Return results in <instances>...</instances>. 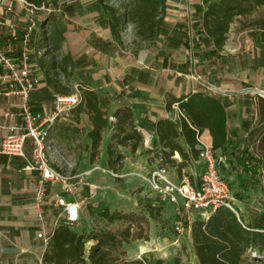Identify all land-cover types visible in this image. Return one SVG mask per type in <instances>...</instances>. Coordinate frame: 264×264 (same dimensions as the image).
Instances as JSON below:
<instances>
[{
	"label": "crops",
	"instance_id": "0c3cea01",
	"mask_svg": "<svg viewBox=\"0 0 264 264\" xmlns=\"http://www.w3.org/2000/svg\"><path fill=\"white\" fill-rule=\"evenodd\" d=\"M28 1L36 5L45 2L51 9L50 13L38 12L36 28L29 37L30 73L39 80L29 93L31 112L39 117L53 114L54 96L63 89L79 96L81 91L94 92L107 119L100 141L102 157L124 114L129 118L121 127L127 132L128 125L140 137L134 152L130 151V144L124 147L129 154L140 155L129 163L133 175H140L145 168L148 173V156L161 149L155 133L156 123L159 120L176 122L182 116L178 102L168 108L171 100L186 101L194 93L218 99L226 113L227 139L234 144L247 138L250 129L258 123L259 109L264 107L260 102L264 100V38L240 36L230 40L226 34L223 46L217 49L198 24L192 41L193 14L197 7L204 10L207 6L202 0H166L163 31L154 41L140 46L130 43L129 36L114 38L109 28V14L96 0ZM215 1L218 0H210ZM4 21L14 25L15 37H11L7 28H2L0 46L6 51L10 48L8 54L18 58L26 29L18 3L13 4ZM186 29L190 33L189 42L184 36ZM8 85L7 80H0V141L10 133L11 126L21 122L17 116L21 99L7 94ZM62 108L65 111L54 120L50 130L53 151L49 153L56 162L60 159L57 153L61 152L63 140L70 139L73 146L80 140L84 149L91 152L87 133L92 123L84 104L69 110L66 106ZM5 114L12 116L6 118ZM199 135L205 145H212L207 129ZM177 141L185 148L182 137ZM31 149V140L27 138L24 157L0 154V264H42L48 249V243L36 236L39 226L32 202L38 175L25 169V159L30 157ZM224 150L215 152L225 157L223 165L226 166L228 157ZM71 152L74 154L75 149ZM172 158L176 164L181 161L177 153ZM102 161L106 162L104 157ZM201 167L196 159L181 168L179 174L177 166L168 165L167 175L177 181L185 174L195 184ZM73 183L77 185L76 194L63 192L58 184L45 187L44 232L50 238L60 226L55 197L80 204L91 197L90 186ZM187 230L190 237V228Z\"/></svg>",
	"mask_w": 264,
	"mask_h": 264
},
{
	"label": "rangeland",
	"instance_id": "374dc122",
	"mask_svg": "<svg viewBox=\"0 0 264 264\" xmlns=\"http://www.w3.org/2000/svg\"><path fill=\"white\" fill-rule=\"evenodd\" d=\"M130 2L108 0V4L120 14L127 11ZM121 36H129L128 40L134 46L148 43L136 37L135 26L130 22L123 24ZM227 36L230 40L240 36L264 38V5L245 15L235 16ZM125 128L131 132L128 125ZM238 142L234 144L228 138L224 148L228 158L220 172L230 186L233 206L248 221L253 212L264 211V192L259 172L254 173L255 169L245 157L246 153L254 154L253 144L247 138ZM71 143L70 139L61 142L57 162L51 157L50 151L53 150L50 149V164L68 177V182L79 181V186H90L91 197L80 205L79 221L68 229L74 236H68L63 244L53 245L50 238L48 255L42 264H126L141 260L144 264L156 261L172 264L176 258L180 264H197L187 229L199 216L185 214L178 204H170L155 195L148 183L147 168L140 175L129 171V163L140 155L124 150L130 142L122 133H113L109 138L111 166L108 164V146L103 152L106 162L102 163L100 143L97 153L92 156L84 149L82 141L78 140L74 146ZM51 144L52 141L50 147ZM233 144L236 148L231 154ZM77 147L79 149L76 150ZM74 149L73 154L71 151ZM150 160L151 155L147 158L148 163ZM103 212L114 215V219L106 218ZM243 260L259 264L264 262V256L247 251Z\"/></svg>",
	"mask_w": 264,
	"mask_h": 264
},
{
	"label": "trees",
	"instance_id": "16d2710c",
	"mask_svg": "<svg viewBox=\"0 0 264 264\" xmlns=\"http://www.w3.org/2000/svg\"><path fill=\"white\" fill-rule=\"evenodd\" d=\"M109 14V28L115 39L120 40L123 31V24L133 23L136 37L141 41H154L163 31L166 0H130L128 9L120 14L116 8L108 4V0H96ZM207 5L203 10L200 6L196 8L192 20V41L195 37V25L210 37L217 49H221L229 26L235 16L245 15L256 7L264 5V0H202ZM187 42L190 33L184 31ZM196 32V33H195ZM60 95H67V89H63ZM81 102L90 115L92 129L87 133L91 140V156L98 151L101 141V134L107 126V119L100 110L97 97L94 92L81 91ZM173 102H178L182 116L176 122L159 120L155 125L157 143L160 146L165 163L170 166H177L180 174L181 168L198 157L197 135L207 129L212 137V149L224 150L228 139L226 129V113L218 99L201 93H194L191 96L179 100H171L168 108ZM264 103V100H260ZM128 114L120 120L116 135L122 133L125 140H130V151L134 152L139 143L140 137L135 131L126 132L121 126L125 125ZM117 137V136H115ZM182 137L185 148L178 143ZM247 139L253 144L254 154H245L247 162L253 166L252 169L259 172L262 192H264V107L259 109L258 123L253 126L247 134ZM122 142H119L121 145ZM111 146L107 148V155L110 157L108 164L111 166ZM236 146L232 145V152ZM180 157V163L173 160L174 154ZM235 212L226 207L216 208L205 220H194L190 225V238L193 246L197 264H258L249 263L243 260L247 251H254L264 256V211L253 212L250 219L246 221L237 208ZM112 220L114 215L107 212L102 214ZM187 227V226H186ZM68 226L60 225L53 233L51 240L53 244H63L68 236L73 237ZM48 251V249H47ZM47 251L44 259L47 257ZM126 264H144L143 260L127 262ZM151 264V263H150ZM152 264H163L161 261ZM172 264H180L176 258ZM264 264V262H259Z\"/></svg>",
	"mask_w": 264,
	"mask_h": 264
},
{
	"label": "built area",
	"instance_id": "2783aa9c",
	"mask_svg": "<svg viewBox=\"0 0 264 264\" xmlns=\"http://www.w3.org/2000/svg\"><path fill=\"white\" fill-rule=\"evenodd\" d=\"M14 3L20 5L26 23L25 34L21 42V52L18 58H12L9 50H3L0 46V80H7L9 91L20 97V111L17 116L20 118L19 125L9 128L10 133L0 141V154L24 157L23 146L25 140H31V154L26 158L25 169L36 172L38 175L34 189L32 211L38 222L39 232L37 238L42 239L46 244L50 237L45 235L44 223V199L46 185L58 184L63 192L73 193L77 185L68 182L58 170L51 166L48 151L50 150V130L54 120L62 114L66 106L67 110L75 108L80 103L79 94L60 95L55 94V111L47 117H39L31 112L28 97L32 89L39 83L37 77L30 73L31 67L28 56V44L30 33L36 28L37 14L40 11L50 13V5L45 2L40 5L28 0H0V36L1 29L7 28L11 37H15V27L12 23L4 21V16L12 11ZM11 114H5L10 118ZM198 157L197 162L202 164L198 180L192 184L188 176L183 174L179 179L173 180L167 175L168 165L165 163L161 152H153L149 162L150 170L147 173L148 183L151 191L168 201L170 204H178L185 214H195L198 219L205 220L218 207H226L235 212L233 197L228 182L220 172L225 157L216 154L211 146L205 145L200 135H197ZM77 183H79L77 181ZM80 202L67 201L61 196H56L54 206L58 209L57 223L65 226H72L80 218ZM187 219V218H186Z\"/></svg>",
	"mask_w": 264,
	"mask_h": 264
}]
</instances>
